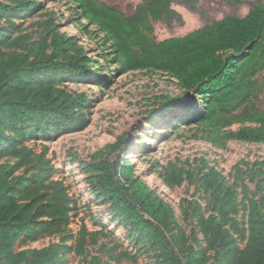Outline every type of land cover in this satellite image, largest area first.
I'll list each match as a JSON object with an SVG mask.
<instances>
[{"label":"trees","instance_id":"obj_1","mask_svg":"<svg viewBox=\"0 0 264 264\" xmlns=\"http://www.w3.org/2000/svg\"><path fill=\"white\" fill-rule=\"evenodd\" d=\"M73 1L79 4L83 17L112 41L120 73L146 69L172 75L196 97L194 103L200 102L199 95L206 100L203 120L218 111L229 123L244 119L256 123L210 137L211 141L264 142V108L249 113L245 107L256 95L255 77L264 68V0L253 3L245 16H225L183 36L162 40L152 35L153 21L183 22L182 14L173 7L180 0H143L131 15L102 0ZM38 5L37 1L13 5L0 0V20ZM20 40L21 36L11 39L10 32L0 25V157L16 160L0 162V264H66L71 252L82 257L83 264H114L100 256H87L88 242H95L99 231L86 227L79 230L72 245L67 243L70 237H62L47 246L16 249L23 236L36 241L45 233H64L70 218V196L62 181L51 179L54 167L44 153L36 154L20 140L5 147L12 138L8 132L25 136L34 125L54 128L53 132L76 130L82 122L76 108L84 106L88 98L83 93L73 96L57 87L55 80L69 72L87 75L92 70L87 49L78 44L75 35L54 33L49 43L41 40L20 45ZM18 47L20 50L11 51ZM21 123L32 127L17 128ZM125 140L124 135L106 149L115 152ZM104 155L103 150L97 151L86 167L95 192L111 204L140 241L150 243L161 264H207L210 257L203 247L187 254L184 246L188 239L174 223L172 208L135 175L130 160L120 156L108 160ZM31 167L36 170L31 180L25 174H15L19 168ZM15 176L19 185L28 182L18 195L10 184ZM184 176L178 169L168 178L182 183ZM209 178L214 179L213 175ZM215 187L220 190L221 184L216 181ZM247 208L248 239L242 249L229 229L211 222L199 209L201 227L210 235L217 264H264V208L257 199H251Z\"/></svg>","mask_w":264,"mask_h":264},{"label":"rangeland","instance_id":"obj_2","mask_svg":"<svg viewBox=\"0 0 264 264\" xmlns=\"http://www.w3.org/2000/svg\"><path fill=\"white\" fill-rule=\"evenodd\" d=\"M2 1L13 5L26 1L39 4L0 20L11 39L21 36L20 45H24L41 40L49 43L54 33L75 35L78 44L87 49L92 69L87 75L69 72L55 80L57 87L73 96L83 93L88 98L84 106L76 108L77 117L82 119L76 130L53 132L54 128L34 125L35 129L25 136L17 137L12 130L8 132L12 138L5 147L20 140L36 154L44 153L54 167L51 179L62 181L70 196V218L64 233H45L36 241L25 240L23 236L16 249L47 246L60 242L62 237H70L67 243L72 245L79 230L86 227L89 231H99L96 241L88 242V257L100 256L114 264H161L150 243L140 241L137 233L116 216L111 204L95 192L86 167L99 150L104 151V158L108 160H117L119 156L128 158L135 175L141 176L170 205L174 223L186 233L187 254L203 247L210 257L207 264H217L210 235L201 227L199 209L211 222L229 229L236 245L242 249L248 239L249 201L257 199L264 208V142L221 140L215 143L210 137L256 123L249 119L229 123L218 111L203 120L206 100L199 95L200 102L194 103L196 97L188 94L172 75L146 69L120 73L112 41L83 17L79 4L73 0ZM102 1L131 15L143 0ZM261 1H176L173 7L182 14L183 22L153 21L152 35L156 40L183 36L225 16H245L253 3ZM15 49L20 50L18 47L11 51ZM255 80L256 95L245 106L249 113L264 108V68ZM243 110L244 107L236 114ZM28 127L32 125L17 126ZM124 135L122 147L109 153L106 147ZM7 161L16 162L0 157V162ZM178 169L185 175L182 183L168 178ZM35 171L32 167L30 170L19 168L15 174H25L31 180ZM211 175L213 180L209 178ZM19 181L15 176L10 182L17 195L28 185V182L19 185ZM216 181L221 184L220 190L215 187ZM65 263L83 264L84 260L71 252Z\"/></svg>","mask_w":264,"mask_h":264}]
</instances>
